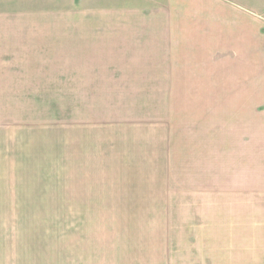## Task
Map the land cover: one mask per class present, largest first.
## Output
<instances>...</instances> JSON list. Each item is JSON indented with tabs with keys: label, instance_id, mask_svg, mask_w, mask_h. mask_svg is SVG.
I'll list each match as a JSON object with an SVG mask.
<instances>
[{
	"label": "crops",
	"instance_id": "0c3cea01",
	"mask_svg": "<svg viewBox=\"0 0 264 264\" xmlns=\"http://www.w3.org/2000/svg\"><path fill=\"white\" fill-rule=\"evenodd\" d=\"M197 58L225 65L231 190L242 196L227 214L225 264H264V16L233 0H0V95L24 82L19 95L65 96L66 145H93L109 129L160 144L176 72ZM118 143L114 159L136 185L146 174ZM84 189L75 192L95 191ZM11 219L0 222V264H186L158 218Z\"/></svg>",
	"mask_w": 264,
	"mask_h": 264
},
{
	"label": "rangeland",
	"instance_id": "374dc122",
	"mask_svg": "<svg viewBox=\"0 0 264 264\" xmlns=\"http://www.w3.org/2000/svg\"><path fill=\"white\" fill-rule=\"evenodd\" d=\"M233 1L264 16V0ZM198 60L197 69L187 64L185 73L176 72L169 135L162 129L160 144L131 136L140 143L138 149L123 144L130 139L113 129L93 145L76 146L73 140L66 145L65 96L19 95L30 92L21 88L24 82L8 91L13 95H0V222L24 217L158 218L156 223L169 228L171 250L184 256L186 264H225L227 214L242 201L241 193L231 190L225 65ZM115 136L120 142L115 151L135 152L146 174L136 178V185L127 179L129 167L114 159ZM82 175L86 179L79 185ZM76 186L95 191L84 189L83 196ZM130 187L134 194H122ZM114 189L118 194H111ZM99 192L105 196L102 201Z\"/></svg>",
	"mask_w": 264,
	"mask_h": 264
}]
</instances>
